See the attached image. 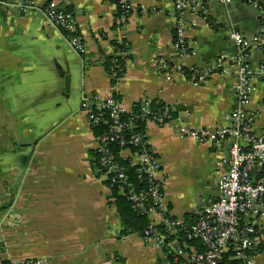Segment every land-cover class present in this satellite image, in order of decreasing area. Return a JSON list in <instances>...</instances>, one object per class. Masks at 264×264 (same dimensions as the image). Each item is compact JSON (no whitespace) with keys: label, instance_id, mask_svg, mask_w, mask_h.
Segmentation results:
<instances>
[{"label":"crops","instance_id":"obj_1","mask_svg":"<svg viewBox=\"0 0 264 264\" xmlns=\"http://www.w3.org/2000/svg\"><path fill=\"white\" fill-rule=\"evenodd\" d=\"M128 1L132 10L122 26L116 24L117 0L0 5V264L36 257L51 264H170L140 233H122L114 192L91 163L97 135L80 109L81 98L114 97L128 111L148 98L175 107L189 128L225 126L236 104L237 78L230 69L200 87L177 72L168 81L157 62L175 58L173 0ZM30 2L37 8L18 10ZM50 2L76 15L87 54L76 53L48 21L43 6ZM261 16L244 0H204L200 11L186 16L191 55L184 64L206 68L221 55H237L232 28L248 37L264 35ZM116 41L127 47L126 72L113 81L105 63L115 55ZM245 58L256 76L264 50L250 49ZM254 83L253 131L261 133L264 78ZM142 128L162 162L166 206L174 217L195 219L203 200L218 193L228 145L179 138L174 125ZM256 264H264V241Z\"/></svg>","mask_w":264,"mask_h":264},{"label":"built area","instance_id":"obj_2","mask_svg":"<svg viewBox=\"0 0 264 264\" xmlns=\"http://www.w3.org/2000/svg\"><path fill=\"white\" fill-rule=\"evenodd\" d=\"M203 1L173 0L175 58L158 60V68L168 81L177 72L195 87L206 84L216 73L233 70L237 78L233 86L236 104L229 116V125L192 129L176 115L175 107L160 106L148 98L141 99L128 111L114 97L83 95L80 109L93 127L105 128L96 140L97 156H91V160L100 166L109 186L127 199L138 216L151 219L142 232L146 245L160 250L170 264H256L264 241V126L261 133L253 131L257 116L251 102L256 91L254 79L264 78V67L252 76L245 52L254 48L264 50V35L248 37L232 28L230 37L238 48L237 55H221L206 68L185 65L184 60L191 55L186 16L190 11H200ZM230 1L220 0L223 4ZM244 1L264 16V0ZM117 4L116 24L122 26L129 19L132 4L128 0H117ZM0 5L7 6L9 2L0 0ZM17 6L22 13L37 8L33 2ZM43 12L66 36L76 53L87 54L73 12L60 9L52 2L43 6ZM112 77L116 78L115 73ZM140 123L174 125L179 138L199 145H228L223 162L227 171L220 178L219 195L215 202L204 199L195 219L174 217L166 206L164 180L160 176L162 162ZM124 152H130L129 156H124ZM129 167H136L141 185L131 179ZM5 264H51V261L36 257L9 260Z\"/></svg>","mask_w":264,"mask_h":264},{"label":"trees","instance_id":"obj_3","mask_svg":"<svg viewBox=\"0 0 264 264\" xmlns=\"http://www.w3.org/2000/svg\"><path fill=\"white\" fill-rule=\"evenodd\" d=\"M114 46L116 48L115 55L110 58H107L106 63H105V67H106L108 74L112 76V74L115 73L116 75V78H113V81L121 78L126 72V62H125V57L123 56H124V52L127 49L125 42H121V41L114 42ZM118 53H123V54L116 55ZM160 106H163V105H160ZM140 124L143 126L144 123L143 124L140 123ZM94 130L96 132L95 134L97 135V137L101 135L103 132H105L104 127H94ZM93 155L97 156V152L95 150L91 151V156ZM91 163L94 167L102 171V169L100 168L98 164H95V162H93L92 160H91ZM125 164L128 165V162L125 161ZM128 173L131 179L135 183H138L139 185H141L138 180V173H137L136 167H129ZM112 190L114 192L113 197L115 199V204L117 207L118 215L123 225L122 233L123 234L142 233L150 225L149 219L147 217L138 216L133 211L132 206L127 201V199L123 197L122 195H120L117 189L113 188Z\"/></svg>","mask_w":264,"mask_h":264},{"label":"water","instance_id":"obj_4","mask_svg":"<svg viewBox=\"0 0 264 264\" xmlns=\"http://www.w3.org/2000/svg\"><path fill=\"white\" fill-rule=\"evenodd\" d=\"M59 8L60 9H65V7H61V6ZM259 19L263 21V25H264V18L261 16ZM67 91H68V88H67ZM181 111L186 112V111H191V109H189V108H182ZM218 195H219V185H218V193L215 195V198H212V202H215V200H216V198H217ZM140 236H142V233H140Z\"/></svg>","mask_w":264,"mask_h":264}]
</instances>
